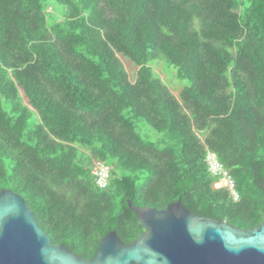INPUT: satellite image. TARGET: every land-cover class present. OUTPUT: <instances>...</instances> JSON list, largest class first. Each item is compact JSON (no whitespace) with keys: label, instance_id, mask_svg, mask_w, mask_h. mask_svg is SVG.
Masks as SVG:
<instances>
[{"label":"trees","instance_id":"1","mask_svg":"<svg viewBox=\"0 0 264 264\" xmlns=\"http://www.w3.org/2000/svg\"><path fill=\"white\" fill-rule=\"evenodd\" d=\"M208 151L235 178L237 202L215 186ZM98 160L111 168L105 190L91 174ZM2 190L87 260L111 231L125 244L144 233L129 201L181 200L197 216L259 227L264 0H0Z\"/></svg>","mask_w":264,"mask_h":264},{"label":"water","instance_id":"2","mask_svg":"<svg viewBox=\"0 0 264 264\" xmlns=\"http://www.w3.org/2000/svg\"><path fill=\"white\" fill-rule=\"evenodd\" d=\"M144 233L125 244L116 231L100 242L90 260L54 244L24 198L0 191V264H264V219L240 229L200 217L181 200L164 209L128 202Z\"/></svg>","mask_w":264,"mask_h":264},{"label":"built area","instance_id":"3","mask_svg":"<svg viewBox=\"0 0 264 264\" xmlns=\"http://www.w3.org/2000/svg\"><path fill=\"white\" fill-rule=\"evenodd\" d=\"M205 162L208 167L209 174L215 180L217 188H224L234 202L239 200V192L236 181L230 171L221 163L218 156L211 151L206 154ZM111 168L102 161H96L91 174L96 187L106 189L109 185Z\"/></svg>","mask_w":264,"mask_h":264},{"label":"rangeland","instance_id":"4","mask_svg":"<svg viewBox=\"0 0 264 264\" xmlns=\"http://www.w3.org/2000/svg\"><path fill=\"white\" fill-rule=\"evenodd\" d=\"M122 62L125 66V68L127 69L130 78L134 79L138 70V67L136 65H134L131 61H129L128 59H122ZM154 66V70L156 71V73H158L160 75V77L162 79H164L167 84L169 85V87L175 92L176 95H178L179 91L181 90V82H179L178 80H176V78L174 77L173 73H170L167 68L165 67V65L162 62H158L156 64L153 65ZM184 85V83H183ZM142 124V129L143 132L148 135L149 137H152L153 139H155V136H158V134H155L154 131H152L145 123H141ZM108 164L114 165L113 161H111L110 159H108L106 161Z\"/></svg>","mask_w":264,"mask_h":264},{"label":"clouds","instance_id":"5","mask_svg":"<svg viewBox=\"0 0 264 264\" xmlns=\"http://www.w3.org/2000/svg\"><path fill=\"white\" fill-rule=\"evenodd\" d=\"M99 161V160H98ZM91 171H92V169H91ZM110 178H111V172H110ZM109 182H110V180H109ZM109 186V185H108ZM108 188V187H107ZM101 190H105V189H101ZM226 190V189H225Z\"/></svg>","mask_w":264,"mask_h":264}]
</instances>
